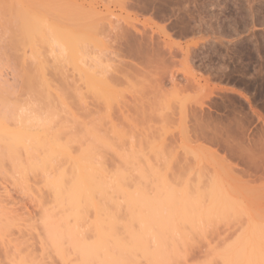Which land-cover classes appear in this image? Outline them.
Here are the masks:
<instances>
[{"label": "bare ground", "instance_id": "6f19581e", "mask_svg": "<svg viewBox=\"0 0 264 264\" xmlns=\"http://www.w3.org/2000/svg\"><path fill=\"white\" fill-rule=\"evenodd\" d=\"M15 1L16 0L12 1L14 3L13 5L16 4ZM23 1L24 5H22ZM25 1L26 0H17L16 2H18V4L15 5L17 7L14 6L13 9L12 6V13L10 10V21L12 23L15 22L17 26V32L21 37L22 43L29 48H27L29 51H26L27 49L23 50V48L21 53L22 56L19 58L21 59L22 63L25 64L23 61L26 60V54L27 52H29L32 57L27 55L28 58H35L34 61H36L37 64L36 73H26L24 76V81L27 87L30 90L38 93L45 102L50 103L54 100V98H57L59 103L63 104L62 111L68 113L70 117L60 116V114L57 116L54 112H52V121L47 122L42 119V121L37 120L40 122L36 123V116L34 117L31 114L34 117L32 118L36 121L34 122L33 119L28 117L30 116V113H28L29 111H27V109H24V107H20L15 102L11 101L8 92L3 85V82L5 80L3 81L1 79L2 75H0V204H7L6 202H4V200L11 201L10 199H7L10 196L8 195V187L6 186L8 183L5 184L7 181L11 182L15 186H18L20 188V191H24L28 194V196L30 195L33 199L31 200L34 201L35 205L39 207L37 223H32L34 225L37 224V226L40 225L39 228H41V231H38L39 233L37 232V235H41V250H46L47 248L50 249L49 251H52L51 254H56V256L60 259V263L62 264H181L183 260H186V256L188 253L186 251H180L179 247L186 242L188 233H193L197 230V219L202 217L206 221H213V219L215 218H221L223 216L225 218L226 213L228 212V210H230V208H234V210H230L231 212H229L228 214H232V211H234V214L232 215H236L238 211L239 213H241V210H239L241 207H239L238 204L239 208H237L235 204L229 202L231 197L230 191L232 192V190L227 191V184L226 189L225 187L223 188L222 183L221 185L219 183H215L216 185L218 184L222 187H215L214 184V188L212 187V189L209 190L208 193L206 191L210 188V185H212L211 181L209 184V188L205 191L208 194L207 199L209 204L207 203L203 207L201 202L202 199L204 200L206 198V193L204 194V191H200V193H203L201 194L202 196L200 195V193L198 194L197 191V196L192 198L191 194H189L185 187H183L182 189H175L168 186L166 182L161 179L162 176L160 177V174H158L157 171L153 169V167L148 166V173H146L145 171H139V175L142 176V178L147 179L151 176L150 178L152 180L160 179V183L154 184L149 189L143 186L139 187L138 184H134V178L133 180H131L132 178H130L133 177V175L131 176L125 170L119 168L113 169L107 166L106 159L104 158V151H107L108 148H113L114 146L112 145L110 140H108L104 132H102L98 128L95 120L88 117L91 110L88 107L89 102L87 101V98L95 97L98 100H102L104 108L108 109V102L110 98L109 93L112 91L109 88L112 87L110 84L112 82L114 83V81L110 83L109 81H107L110 79L105 76L104 77L105 79L107 78V80H105L103 76L102 79L99 76V69L98 74L97 72H95L96 69H93L92 67H99V65L97 64L99 63L97 61L99 57L97 55V59H95V57L91 58V56L86 54L88 52L85 46H87L86 43L92 42L90 40L96 38V33L97 35L99 33L100 37H102L103 35L109 36L108 33L107 35L104 34L105 30L107 31V29L109 28V31L111 29H116V32L112 35L113 37L111 36L112 38L110 37L109 39L111 41V44H109V46H106L108 48L110 47V49L113 50L108 51L112 54L114 53L112 56H119V58L124 57L123 59L126 58V61L130 58V60L127 62L123 59V62H121L122 60H119L118 58L120 64H150L152 66H154L155 64H159L160 67H163V65L165 66L166 63H169L167 61L172 60L171 58H174V56H176L175 54H177V50L173 48L174 45L172 46L175 41L169 42V38H172V36L168 30V27L177 29L178 31L176 33H178V36H185V34L191 29V26L193 27V25H191L193 22L190 24L192 20L189 21V23L186 22L188 20L185 21V19L188 18H184L185 13L189 14L188 12H186V6L184 4H179V2L182 0H178V3L175 2V0H171L172 3L174 2L175 4L177 3L179 5V8L176 11H181L182 14L177 15L175 19H173V21H171L170 19V22H167L169 24L158 23V19L156 21L153 19V17L147 18V20L150 19L149 21L153 22V27H156V30H153L155 32L157 31V34L164 36H161L164 39L162 38V42L160 41V43L158 42V36L156 38L154 34H148L145 30L138 29L137 26H135V24L133 23L132 16L130 17L129 12L133 11V13H143L145 11H151L154 13L153 15L158 14L159 16H161L159 20L162 21L164 15L166 16L167 14L165 13V9L168 8L171 9V12H174L177 8V6L174 8L168 7V0H113V3H116L118 7H120V9H123L126 12L127 10L130 11H128L127 15L125 14L126 16L123 17L122 21L124 23H120L119 20H116V23L118 22L117 24H111L113 22H108V24H105L106 26L108 25L109 28L103 26L104 24H102V22L100 21V19L103 18L97 17V14H99L100 12L97 11V9L92 6V2L90 3L89 1L88 2L89 4H91V6L87 5L88 7L82 4H78L80 3V0L77 2L75 0L69 1L75 6H72L70 3H68V0H63L64 3L62 1L61 3L64 4V7H62L61 3L59 2L60 0ZM185 1L187 2V0ZM84 2L88 4L86 0ZM182 3L185 2L182 1ZM68 4L69 6L73 7H69L70 11H67L68 7L66 6H68ZM206 5L208 4L204 3V8L203 5L201 6L199 4L202 9H207ZM195 7L199 9L197 5ZM9 8L10 6H8V9ZM62 9H65L64 12L68 13V15L63 13V19L60 18L63 11ZM201 11L203 12V10H200L199 12ZM65 16H70L72 20H69L70 17L64 20L66 18ZM167 17L168 16H166L165 18ZM135 18L136 17L134 16L133 20ZM59 19L63 22L61 23ZM72 21L73 24L71 23ZM205 21H208V23L206 22L207 24H205L206 26L211 24L210 19H206ZM63 23L65 24L62 25ZM197 23H201V21ZM200 25L204 26L203 23ZM211 25L209 26L210 28ZM89 26L93 27L92 29L95 30V34L92 29L89 30ZM204 27H202V29H204ZM209 27H207L208 32L210 31ZM207 28L205 27V30H207ZM194 29L197 28L194 27ZM85 30L91 31V34L93 33L95 37H92L93 34L91 36L90 32L88 33L86 31V34L90 36V38H92L90 40L88 38L86 39L87 36L83 32ZM221 30L225 31V29L222 28ZM193 31L194 30H191V33L193 34L199 32V30L197 32ZM218 39H220V37ZM82 41L86 45H84ZM99 41L100 40H98L97 43H99ZM219 41L220 40H218V42ZM112 42L116 43V47L112 45ZM39 44L46 45L48 46V48H50L51 51L55 52L53 53V56L57 61H61V59L63 60L71 58V61L73 63V70L77 71V77L76 73H74V75H71L72 79L73 76H75L76 78L74 77L72 82H67L62 81L67 79V77L65 78L64 76V78L62 77V80L60 79L61 83L59 82L58 84L59 88L53 87L55 82L53 83L54 80L52 79L54 78L52 76V79H50V76L48 77V73L45 70L46 66L44 64V60L42 59L41 52L38 49ZM195 44L196 43L193 44V47L198 46L197 44ZM99 45H101V43ZM93 46L91 48H93ZM222 46H224V44ZM215 47L216 46H214L213 48ZM98 48L100 49V47ZM250 48H252V46ZM180 49V52H182L183 54V60L185 61L184 64H186L187 66L190 65L188 64L189 62H192L189 60H193V57L195 58L196 56L195 54L197 50H199L197 48L196 50H194L189 46L184 49L180 47ZM205 50L207 51V49ZM220 52L221 51L219 50V52L217 53L220 54ZM87 56H89L88 58H90L91 61L93 59H95L96 61L93 60L92 62H89V60H86L87 58L85 59V57ZM220 56L221 54L218 58H220ZM211 61L212 59L210 60V62ZM210 64L213 65L214 62ZM210 64H208L207 67H209ZM206 65L204 66L206 67ZM156 66L157 65H155V67ZM224 67H222V69L220 68V71L225 69ZM164 69L165 67H163V70ZM259 69L260 68H258L257 71L256 68V74H258V72L260 71ZM215 71L216 70H214V72H211L210 67V73H215ZM168 73V79L170 82L169 84H171L174 90H181L182 88L188 86V83L186 84L185 82L181 84L180 82L182 81L179 82V79L177 80V77L173 72ZM261 75L262 74H260V76ZM225 76L229 77L230 75L225 74ZM251 76L254 77L253 74ZM187 78L189 77H186L185 79ZM260 80L262 81L263 79L261 78ZM189 81L191 82V80ZM195 82L197 83L196 85H199L200 83L198 82V80ZM256 84L258 83L256 82ZM259 85L260 83L257 86ZM262 85H264L263 82ZM248 86L250 87L249 83ZM159 87L163 88V86ZM195 87L196 86H194V88ZM197 88L196 90H194L195 92L198 90ZM55 89L56 91L53 92L52 90ZM183 91H186V89H183ZM208 91V93H205L206 95L203 94L201 101H198V103L194 102L195 107L188 110L189 112H187V115H185L186 111L184 112V114H182L185 115L184 118L186 117L184 120H186L188 117L192 124L190 127H188L189 129L186 128L187 126H189V124L186 127L184 126L185 130L182 137L186 136L184 137L185 140L187 139L186 141H191L193 138V140L196 141L201 140L199 144L205 145L202 146L205 148V152H208L210 157H212L211 155H213L215 158H217V160H219V162L223 163L225 167L222 168L226 169L227 167L226 170L230 172V176L227 174V177H229V179L232 178L231 180H235L236 183L237 181L239 182L238 184L250 183V181L252 183L253 181H256V179L263 182L264 128H261V130L258 129L260 132L255 131L257 135L253 132L256 137H250V134L247 133L245 120L246 118L249 120L253 119L250 116L251 113H247L249 116L246 117L245 115L243 116L239 114H233L231 116L232 119H226L227 122L223 119V117L221 118V114L219 115L220 117H217V115L215 114L216 116L214 115L213 118L211 117L212 114H210V112L208 115L199 113L200 111L197 109H202V107H204V97L205 99H209L211 95H213L212 90ZM162 92L164 93V91ZM173 93L175 94V92ZM173 93L170 92V94ZM177 94L178 92L175 94V96H177ZM67 96H74L75 101L73 104L76 111L72 112L70 108L71 106L65 103V99ZM242 96H244V94ZM246 96L244 99L250 98H247ZM177 97L175 98L177 99ZM178 99L182 100L183 98ZM210 100L211 98L209 99V101ZM221 103L222 104L220 105L223 106V103L225 102ZM239 104L241 103L238 102L237 105ZM212 105L214 106V104ZM217 105H219V103ZM210 106H208V108H211ZM241 106L243 105L241 104ZM217 107L219 108L220 106ZM251 107L254 111L252 113L257 112V110L254 109V106L251 105ZM240 108L241 107H239L237 110L234 109L235 112L237 113ZM242 108L244 109V107ZM242 108L240 110H242ZM212 109L214 111L215 108L213 107ZM215 112L217 113V111ZM228 114L229 113H227V115L225 116H228ZM56 116L57 118H55ZM249 117H251V119ZM68 118H70V120H68ZM184 120L182 121L184 122V125H186ZM69 121L73 123V127L68 124ZM203 141H205L206 143H203ZM113 152L118 155L122 162L127 161L126 163H132L133 158H136L133 157L132 154H129L127 156L115 150ZM236 158L237 161L234 160ZM239 161L242 163L243 167L242 165L241 167L239 166V164H241ZM222 170L224 171V169ZM243 176L249 177L250 179L246 180L242 178ZM217 179H215L216 182L218 181ZM258 187L259 186H257V188ZM249 188H251V186ZM257 188L255 187V189ZM6 209L9 210L7 207L0 205V241L1 243H3L2 245H4V249L2 250L4 260L6 259V262H8L7 264H35L34 247L32 248L31 245L26 244L22 249V247L19 246L20 242H15L18 240V237L16 239H14L15 237L13 238V243L12 239L10 238V234H12L11 232L13 229H17L18 231L21 230L20 228L22 227L20 225L22 224L23 218L18 217L16 214H12L10 212L11 210L7 211ZM12 212L14 211L12 210ZM24 221L26 220L24 219ZM240 223L241 222H236L233 224L236 225ZM24 224L26 223H23V225ZM225 224L227 225V228L230 227L229 222H226ZM246 225L248 228L253 229L255 233L262 234L264 237V204L256 205L253 207L252 219L246 222ZM31 226L34 227L33 225H30L29 229L36 230V226V228H31ZM250 237L251 236H249V241H247L248 239H244V244L243 242L241 243L243 244L242 246H244L246 243H251V245L247 246V248L245 247L246 245L241 248H246V252L248 253L250 251L249 254H246V258L241 264H264V257H262V259L257 258L259 256L258 251L264 249V247L260 246L258 242L253 243L254 240L252 241ZM90 238L91 240H89ZM209 245L210 244H208L207 249L209 256L206 252L208 257L211 258L215 255L218 256L224 251V257H222L223 260L217 257L220 260L219 262H221L222 260L224 261V264L236 263V261L235 263H233V261L235 258H238L237 254H239V251L237 252V246L235 244L225 245L223 251H219L216 245H214L216 247L212 246L210 248ZM24 249L26 252L23 251ZM218 251L220 253H218ZM251 251L253 253H251ZM255 252H257V254ZM210 253L212 254V256H210ZM72 255L74 256V258H71ZM262 255L264 256V254ZM210 258H208L209 260L207 259L208 262L213 261V264L216 262L218 263V261L214 262V257V260L212 258V260H210ZM203 261L202 263L194 264H204ZM208 262L206 264H209Z\"/></svg>", "mask_w": 264, "mask_h": 264}, {"label": "rangeland", "instance_id": "374dc122", "mask_svg": "<svg viewBox=\"0 0 264 264\" xmlns=\"http://www.w3.org/2000/svg\"><path fill=\"white\" fill-rule=\"evenodd\" d=\"M12 1L13 0H0V75H2L1 79L3 81L5 80L3 82V85L6 88L8 95L11 98V101L15 102L18 106L24 107V109H27V111H29L28 113H30V116H31V117L30 116L28 117L31 119H33L36 116L35 117L36 121L37 120L42 121L43 119L44 121L50 122L52 121L51 120L52 112H54L57 116L60 114V116L70 117L68 113L62 111L63 104L59 103L57 98H54L53 101H51L50 103H47L41 98V96L38 93L30 90L27 87L24 81V76L28 72H31L33 74L36 73L37 64H36V61H34L35 58L34 59L28 58L27 55L32 57L29 52H27L26 54V57H27L25 58L26 60L23 61L25 64H23L21 59L19 58L22 56L21 54L22 49L24 48L23 50H25L28 47L22 43L21 37L17 32V26L15 22L12 23L10 21V14L12 13L14 6L18 4V2H16L17 0L15 1L16 3L15 5H13L14 3ZM61 1L63 2V0H60L59 2L61 3ZM69 1L70 0H68V3H70ZM75 1L77 2L79 0H75ZM81 1L82 0H80L79 1L80 3L78 4L85 5L86 7L91 6L89 2L90 3L92 2L93 4L92 6H94L97 9V11L100 12V13L98 12L99 14H97V17L103 18V19H100L102 24H104L103 26H106L105 24H108V22H113L111 24L114 25L116 23V20H119V22L122 23L123 17H125L127 15V12L130 11V10H127L126 12L125 10L120 9V7H118L116 3H113V0L112 2L111 0H86L88 4L84 2L85 0L82 1L83 3ZM177 1L178 0H175V2ZM182 1L185 3H182ZM182 1L180 2L178 1V2L179 4H184L186 6V12L189 13V14L185 13V15L187 14L186 16L184 15V18L188 17L187 19H185V21L188 20L186 22L189 23V21L192 20L190 24L193 22L191 24L193 25V27L191 26V29L187 32L188 34L186 33L185 36H181V35L178 36L177 35L178 33H176L178 31L177 29L168 27V30L172 36V38H169V42L175 41L172 44V46L173 45L175 46V47L173 46V48L177 50L176 51L177 54H175L176 56H174L175 59L171 58L173 61L175 60L174 62L172 60H169L167 61L169 63H166L165 66L163 65V67H165L164 70H163V67H160L159 64H155L158 66V67L156 66L157 68L155 67V65L152 66L150 64H146V65H142V64L133 65V63L132 64L130 63L131 65H128V63L120 64V61H118L119 56L118 57L112 56L114 53L112 54L111 52H108L112 49L106 46V45L109 46V44H111V41L109 39L116 32V29H111L109 31L110 28L108 27V25L106 27L109 29L107 28L106 29L109 32L105 30L104 34L107 35L108 33L109 36H104L101 33L104 37L102 35H101L102 37H100L99 33L98 35L97 33L95 34V30L92 29L93 28L92 26L88 27L89 30L92 29V31H94L96 38L99 36L97 38L98 40H100L99 43H97L98 40L96 38L92 39L90 38V36L86 34V31L88 33L90 32L91 34V31L89 30L83 31L87 36L86 39L87 38L89 40L92 39L90 40L92 41L91 43L89 42H88L89 44L86 43L87 46L85 47L88 52L86 54L91 56V58L95 57V59H97L96 58L97 55L99 57L97 59L99 63L97 64L99 65L100 68L99 67L96 68V66L92 68L97 70V71L95 70L97 74L99 73V71L100 73L102 72L101 74L99 73V76L102 79L105 76L110 80H107V78L105 79V77L104 79L109 81L110 83L114 81V83L112 82L113 84L112 83L110 84L112 87L109 88L112 91L111 92L108 91L110 92L108 109L104 108L102 100L100 99L98 100L95 97L87 98V101L89 102L88 107L91 110L88 117L93 118L95 120L98 128L102 132H104L108 140H110V142L114 146L113 148L111 147V148H108L107 151H104V158L106 159L107 166L113 169L119 168V169L125 170L131 176L133 175V177H130V178H132L131 180H133L134 178L135 180L133 181L134 184H138L139 187L143 186L145 188L150 189L154 184L160 183V179L152 180L150 176L147 178L148 179L147 180L145 178H142V176L139 175V171H143V172L145 171L146 173H148V170H147L148 166L153 167V169H155L157 173L160 174V177L162 176L161 179L164 180V182H166L168 186L175 188V189H180V188L182 189L183 187H185L187 191L189 192V194H191L192 198L197 196L196 195L197 191H198V194L200 193V191H204V194L206 192L209 193V190H211L212 187L214 188L213 185L215 183H219L220 185L222 183L223 188L225 187L226 189H227V186H226L227 184L228 185L227 191L232 190V192L230 191L231 197H230L229 202L232 204H235L237 208L241 207L239 209L241 210L240 211L241 213H239V211L238 212L236 211L239 214L236 213V215H232L234 214L233 213L234 211H232V214H228L229 212H231L230 210H234V208L233 209L230 208V210H228V212L226 213L225 218L223 216L221 218H215L213 219V221H206L202 217L197 219L196 221L197 230L193 233L189 231L190 233L187 234L188 237L186 236L187 240L185 239L186 242L184 241L185 243H183V245H180L179 247L180 251L182 252L186 251L188 253L186 256L187 257L186 260L185 261L183 260L181 264L202 263L204 259L207 260L208 258H210L208 257L209 253L207 252L208 244H210L209 248L212 246L213 247L217 246V249L219 251H223V248L225 247V245L235 244L237 246L236 248H237V252L239 251L238 252L239 254L235 253L238 255V258H237L238 260L235 258L233 263H235L236 261L235 264H241L244 262L246 258V254L250 253V251L249 253L246 252L247 246L251 245V243L250 244L246 243L245 244L246 246L244 245L246 248L241 249L244 247L242 246L244 244V239H248L247 241H249V236H251L250 238L252 239V241L254 240L253 243L258 242L260 246L264 247L263 235L259 233H255L253 229L248 228L246 225V222L252 219L253 207L256 205L264 204V180L263 182L256 179V181H253L252 183L251 181L250 183L238 184L239 183L238 181L236 183L235 180H231L232 178L229 179V177H227V174L230 176V172L226 170L227 167L226 169L222 168V167H225L223 163L219 162V160H217V158H215L213 155H211L212 157H210L208 152H205L206 151L205 148L202 147L205 145L199 144L201 140L196 141V140H193L194 139L193 138L191 141L190 140L186 141L187 139L185 140L184 138L186 136L184 137L182 136L184 135L183 133H184L185 127L188 124L189 126H187L186 128L192 125L188 117L186 120H184L186 118V117L184 118V116L188 114L187 113L189 112L188 110L195 107L196 102L198 103V101H201L203 94L208 93L209 92L208 90L210 91L212 90L213 95H211L210 101H209L210 98L205 99L204 97L203 99L204 107H202V109H199V108L197 109L200 111L199 113L208 115L210 112V114H212L211 117L214 118V115L216 114L217 117H220V116L221 118L223 117V119L226 122L228 119H232L231 116L233 114H239L243 116L245 115L246 117V116H249L247 113L249 114L251 113L252 115L250 114V116L253 119L249 117L251 120L247 118L246 120L248 121L245 120V123L247 126V133L250 134L249 135L250 137H254V136L256 137L257 135L256 132L261 130V128H264V85H262V82L264 84V48H263L264 47V44H263L264 43V0H187V2L185 0H182ZM168 3H169V6L167 5L168 7L174 8L177 6V8L175 9L174 12L172 11L173 14L170 11L171 9H168V8L165 9L166 10L165 13H167L166 16L168 17L165 18L166 16L164 15V17L162 18L163 19L162 21L159 20L161 16H159L158 14L153 15L154 13L151 11L149 12L145 11L143 13L134 12L135 14L133 13V11H130L132 13L129 12V14H130V17L132 16V21L135 24V26H137L138 29L140 30L143 29L148 34H154L156 38L158 36L159 37L158 42H160L164 36L159 35L157 34V31L156 32L154 31L156 30V27H153L154 26L153 22L149 21L150 19L147 20V18L153 17V19L156 21L158 19L157 21L158 23L169 24L167 22H170L169 21L170 19L171 21H173V19H175L177 15L182 14L181 11H176L179 8V5L177 3L176 4L174 2L172 3L171 0H168L167 4ZM204 3L208 4L206 5L207 9H204L205 8ZM199 4L201 6L203 5L204 8L202 9V7H200ZM22 5H24V1ZM61 5L62 7H64L63 6L64 4L61 3ZM71 5L75 6L73 5V3ZM196 5L199 7V9L195 7ZM8 6H10L9 9H8ZM12 6H13V9L11 10ZM72 6H69L68 4V6H66L68 7L67 11H70L69 7L73 8ZM188 7L191 9H189ZM10 10H11V13H10ZM200 10H203V12L202 11L199 12ZM64 11L65 9L62 11V14L60 17L61 19H63V13L68 15V13ZM248 14H251V15H248ZM70 16H67V17L65 16L66 18L64 17L65 18L64 20L68 19V17ZM134 16L137 19L135 18L133 20ZM193 18H196V19H193ZM206 19H210L211 21L210 23L214 25L213 26L209 23L212 29L209 27L210 25H207V26L205 25L209 21V20L205 21ZM69 20H72L71 17ZM200 21L201 23H197ZM60 22L62 23L63 21L60 20ZM71 23L73 24V21ZM202 23L204 24L206 28L209 27L210 29L209 32H208V28L207 30H205V27L203 25L202 26L200 25ZM64 24L65 23H63L62 25ZM190 24H189V28H190ZM222 25H224L225 27ZM69 26H72V25H69ZM194 27H196L199 30L198 33H194V34L191 33V30H194L193 32L198 31L197 29H194ZM202 27H204V29H202ZM221 28L225 29V31H222ZM216 29H217V32H216ZM220 30L222 33L220 32ZM94 34L92 37H95ZM219 37L220 39H218ZM103 39H105L106 41ZM218 40H220L219 42L222 45L224 44V46H222L218 42ZM215 41H217L218 43ZM95 42L97 43V45ZM82 43L86 45L83 41ZM100 43L101 45H99ZM194 43H196L198 46L196 47L195 46L196 44H195L194 45L195 47H193ZM91 44L92 46L94 45L93 46L94 49L91 48L92 47ZM112 45L116 47L115 42H112ZM179 45L183 49L186 48L187 46L193 48L194 50H196V48L199 49L197 50L195 54L196 55L195 58L193 57V60L188 59L189 61H192L191 63L190 62L188 63L190 64L188 66L184 64L185 61L183 60L184 59L182 57L183 54L182 52H180L181 49ZM214 46H216L217 48L216 47L213 48ZM251 46L252 48H250ZM98 47H100L101 50ZM254 47L257 49V51ZM28 49L26 51H29ZM38 49L40 50L41 57L44 60V64L46 66L45 70L48 73V77L50 76V79H52L51 76L54 78L52 79L54 80L53 83L55 82L54 85L52 84L53 87L59 88L58 84L59 82L61 83L62 77L64 78V76L65 78L67 77V79L62 80V81H67V82L73 81L75 76H73V79H72L71 75L72 74L74 75V73H76L77 71L73 70V63L71 61V58L63 59V60L61 59V61H57L55 60L53 56L54 55L53 53L55 52L51 51L50 48H48V46L39 44ZM205 49H207V51ZM219 50L221 51L220 58H218L220 54L217 53L219 52ZM92 51L94 52V54ZM212 51L215 53H213ZM89 56L85 57V59L87 58L86 60H89L90 62L91 60L90 58H88ZM123 58L124 57H121L119 58V60H122ZM211 59L212 61L210 62ZM123 60L121 62H123ZM213 62H214L213 65L210 64ZM215 63L218 66H216ZM208 64H210L209 67H207ZM204 65H206V67ZM214 66L215 68L216 67H219V68L215 69ZM210 67H211V72H214V70H216L215 73H210ZM222 67H224L225 69L220 71V68L222 69ZM256 68H257V71H258V68H260L259 69L260 71L258 72V74H256L257 72ZM252 71H255V72H252ZM168 72H173L176 75L177 80L179 79L178 80L179 82L182 81L180 82L181 84L185 82L186 84L188 83V86H186L185 88H182L181 90H177V89L174 90L171 84H169L170 82L168 79V74H169ZM225 74L226 75L228 74L230 76L229 77L225 76ZM252 74L254 75V77L251 76ZM260 74L262 75L260 76ZM184 76L185 78L189 77L190 79L189 78L185 79ZM76 77H77V73H76ZM261 78L263 79L262 81L260 80ZM193 79H196V80H193ZM251 79L254 81H252ZM189 80H191V82ZM197 80L198 82H200L199 85H196L197 83L195 81ZM192 82L194 83V85ZM256 82L258 84L260 83V85L257 86L258 84H256ZM248 83L250 84V87L248 86ZM169 85L171 86V88ZM243 85H246L247 88L246 86H243ZM159 86H163V88ZM194 86L196 87L194 88ZM196 88L198 90L195 92L194 90H196ZM183 89L184 90L186 89V91H183ZM206 89L208 92L206 91ZM167 90L172 93L175 92V94L178 92L177 96L179 95L181 96L182 94L184 96L182 95L181 97L180 96L177 97L175 96L174 93L170 94V92H168ZM52 91L54 92L56 91V89ZM162 91H164V93ZM243 94L244 96H242ZM245 96L247 98L249 97L250 98L244 99ZM175 97H177V99ZM178 98H183V99L180 100ZM74 101H75L74 96H67L65 99V103L71 106L70 108L72 112L76 111L75 106L73 104ZM237 101L241 103L243 106H241V104L237 105L238 104ZM217 102L219 103V105H217L218 104ZM221 102H225L223 103V106L220 105L222 104ZM215 103L217 106H220V107L218 108L215 105ZM249 103L252 106H254V109L257 110V112L252 113L254 111L252 110V107ZM212 104H214V106ZM191 105L192 106L194 105V106L192 107ZM208 106H210L211 108H208ZM212 106L215 108L214 111L212 109L213 108ZM239 107L241 108L244 107V109L246 110V113L243 108L242 110H240L241 109L240 108L236 113L234 109L237 110ZM185 111H186V114L182 115L184 114ZM215 111H217V113ZM81 113H84V112H81ZM227 113H229L228 116L230 118L228 116H225L227 115ZM57 116L55 118H57ZM68 120H70V118H68ZM182 120L185 121L186 125H184V122ZM33 121L36 122L34 119ZM40 121H37L36 123ZM68 124L71 127H73V123L71 121H69ZM253 132L256 133V135H254ZM204 142L205 141H203V143ZM114 150L117 152H120L123 155H127V156L129 154H132L133 157H136V158H133L132 163H129V162L126 163L127 161L126 162L123 161L124 162L123 163L122 160L118 157V155L115 152H113ZM234 160L237 161V158ZM241 165L242 163L239 164L240 167ZM222 169H224L225 173ZM214 178L215 179L218 178L217 179L218 181L216 182ZM242 178L246 180L250 179L249 177H246V176H243ZM211 181H212L211 183L212 185H210V188H209V184ZM10 183L11 182L7 181L5 184H7L6 186L8 187L7 188L8 195H10L9 196L10 198L8 197L7 199H10L11 201L4 200V202H6L7 204L5 205L0 204V205L7 207L9 210L7 209L6 210L7 211L11 210L10 212L12 214H16L18 217L23 218L22 219L23 221L24 219L26 220L24 222L22 221V224L20 225L22 227L20 228L21 230L19 231L17 229L12 230L11 232L12 234H10L11 236L9 235L10 238L12 239V243H13V238L15 237L14 239H16L18 237V240L17 241L14 240V241L20 242L21 245L19 243V246L22 247V249L25 247L26 244L31 245L32 248L34 247V253H35L34 263L35 264H62L60 263V259L56 256V254L55 255L53 253L51 254L52 251L50 252L49 251L50 249L47 248L48 250L47 249L41 250V247H42L41 238H40L41 235L40 236L37 235L39 233L38 231H41V228H39L40 225L37 226V224L34 225L32 223V222L37 223L39 207L35 205L30 195L28 196V194L25 193L24 191H20V188L18 186H15L14 184L12 183L10 184ZM217 185L215 184V187L219 188L220 185L218 186ZM256 185L259 187L257 188ZM250 186L251 188H249ZM255 187L257 189H255ZM201 194L203 193H200V195ZM205 195H206V198L204 200L200 197L202 199L201 204L203 207L205 206V204L208 203V199H207L208 194L206 193ZM7 201L10 203H8ZM238 204H239V207H238ZM12 210L15 213L12 212ZM226 222L230 223L229 228H227V225L225 224ZM236 222H241V223L236 224V225L233 224ZM23 223H26L24 224L25 226L23 225ZM30 225H33L34 227L36 226L37 227V228L35 227L36 230L29 229ZM34 227L31 226V228H34ZM89 240H91V238ZM242 242L243 244H241ZM2 244L3 243H1L0 241V264H7L8 262H6V259L4 260V257L2 254L3 253L2 250L4 249V245ZM23 251L26 252L25 249ZM43 251L47 254H45ZM219 251L218 253H220ZM252 251L251 253H253ZM206 252L208 253V256ZM223 252L222 254H220L221 256L215 255L216 257L212 256V254L210 253L211 254L210 256H212L211 258L213 260L215 258L214 262L218 261V263L216 262L214 264H224L223 263L224 261H222L223 260L222 257H224ZM255 253L257 254V252ZM258 254L259 256L257 258L262 259V257H264L262 255L264 254V249L258 251ZM72 257L74 258L73 255L71 256V258ZM217 257L222 259L221 262H219L220 260ZM211 258L210 260H212ZM205 260L203 261L204 264H206L209 259L207 261ZM208 263L213 264V261L211 262L209 261Z\"/></svg>", "mask_w": 264, "mask_h": 264}]
</instances>
